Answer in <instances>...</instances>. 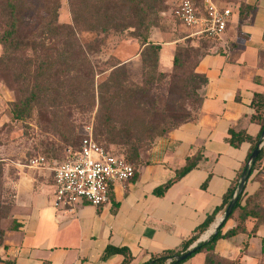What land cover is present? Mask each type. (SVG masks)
I'll return each instance as SVG.
<instances>
[{
  "label": "crops",
  "instance_id": "crops-1",
  "mask_svg": "<svg viewBox=\"0 0 264 264\" xmlns=\"http://www.w3.org/2000/svg\"><path fill=\"white\" fill-rule=\"evenodd\" d=\"M214 1L229 7L231 16L224 34L208 39L209 50L195 64L194 71L206 78L197 118L171 128L140 152L134 178L112 184L109 201L99 206L56 204L55 166L39 160L19 164L13 178L9 176L10 211L0 225L3 260L13 264H142L165 250L178 249L221 205L251 148L247 141L230 145L228 129L245 131L253 138L260 132V121L251 116L254 95L264 96V0ZM241 4L250 7L242 18ZM197 154L202 157L198 165L176 178L187 158ZM258 172L256 168L248 177L242 203L254 198L264 209V172L261 180ZM171 180L161 196L154 194L156 187ZM255 220L250 217L244 231L219 239L214 253L235 264H264V221L255 225ZM236 224L234 218L226 220L222 232ZM108 246L125 248L127 257L122 253L104 257ZM205 256L202 251L180 264H204Z\"/></svg>",
  "mask_w": 264,
  "mask_h": 264
},
{
  "label": "rangeland",
  "instance_id": "rangeland-1",
  "mask_svg": "<svg viewBox=\"0 0 264 264\" xmlns=\"http://www.w3.org/2000/svg\"><path fill=\"white\" fill-rule=\"evenodd\" d=\"M175 1H166L167 7L150 29L149 41L160 47L157 72L164 75L156 73L149 83H145L148 79L142 64L143 40L137 34V25L130 12V17L123 22L124 28H115L105 34L75 29L76 40L63 34V27L73 24L67 0H59L57 17L50 24L51 31L46 28V14L42 10L21 13L19 36L25 43L26 56L33 63L29 66L30 71H33L35 63L48 60L52 62L51 73L55 78L50 81V96L35 103L28 117L15 120L12 104L23 96L25 86L18 83L10 71L0 72V225L10 211L12 190L9 176L13 178L19 164L39 160L56 166L79 148L87 128L91 129L94 139L105 151L126 157L125 147L106 143L100 133L105 122L104 84L113 71H125V88H145L149 96L162 106L180 101L185 79L194 72L199 56L209 50L210 43L205 37L190 36V29L175 22L170 10ZM168 48H171L169 58L165 55ZM178 49L181 50L182 68L173 78L170 76L173 73V56ZM2 52L0 45V55ZM194 101L193 97L181 100L186 111L184 120L195 115ZM139 161L129 162L135 166ZM0 264H4L1 253Z\"/></svg>",
  "mask_w": 264,
  "mask_h": 264
},
{
  "label": "trees",
  "instance_id": "trees-1",
  "mask_svg": "<svg viewBox=\"0 0 264 264\" xmlns=\"http://www.w3.org/2000/svg\"><path fill=\"white\" fill-rule=\"evenodd\" d=\"M0 3V45L3 52L0 55V72H11L18 83L25 87L22 89L23 96L12 104V115L15 120H23L30 114L33 105L39 102L43 97L50 96V81L55 75L51 73L50 61L41 60L35 63L33 71H30L29 66L32 61L26 56L25 43L19 36L20 15L23 11L38 12L42 10L46 15V28L51 31V22L57 17L59 8V0H2ZM167 0H67L72 16V25L63 27V34L68 39L76 40L75 29L98 31L103 34L110 32L115 28H124L123 22L130 17L135 20L137 34L143 40V49L141 51L142 64L146 79L153 80L157 73L163 76L164 73L157 72V62L159 45L149 41L150 29L154 27L159 18L160 13L167 7ZM198 5H201L203 0H193ZM175 2L171 4V12ZM250 7L243 4L239 5V16L242 18L245 14V9ZM172 15V13H171ZM173 17V16H172ZM174 19V18H173ZM124 20V21H123ZM175 20V19H174ZM176 22V20H175ZM177 23V22H176ZM63 36V37H64ZM180 49L173 56V73L170 75L175 78L181 71V60L179 57ZM118 73V74H116ZM125 71L115 70L108 77V82L105 85L106 105L104 107L105 122L100 133L104 136L106 143L119 144L126 148L127 161H138L140 159V151L144 147H149L154 140L162 136L171 128H175L187 121H194L197 118L198 110L201 106V94L199 90L206 83V78L202 74L195 71L185 79L182 86L179 102H170L161 105L151 98L145 88L136 87L134 89L125 88L123 86ZM160 78V77H158ZM172 78V79H173ZM199 83V85H198ZM22 88V87H21ZM21 90V89H20ZM195 99V115L192 119L184 120L186 111L182 106V99ZM55 99V97H53ZM252 106L255 113L251 116L252 120L260 121V132L253 138L245 131H235L228 129L227 141L230 145L237 147L242 142H250L251 148L247 156L259 146L260 136L264 130V96L255 94L252 101ZM116 118H119L118 120ZM116 122V125L113 124ZM264 158V146H262L257 155L251 173L258 168V178H262L264 172V163L261 160ZM202 157L197 154L187 158L186 165L181 168L176 178L186 174L191 169L195 168ZM247 161V160H246ZM262 164V165H261ZM245 168L238 173L232 185L223 195L222 203L211 214L207 215L204 221L196 227L193 235L183 241L178 249H169L163 251L159 255L151 257L148 261L142 264H180L196 253L204 251L206 253L204 264H235V261H226L214 253L215 243L222 238H227L235 235L238 232L245 230V221L247 219L256 218L255 225L259 221H264L263 211L259 202L254 198H247L242 203L243 193L239 196L232 212L228 219L234 218L237 222L236 226L225 233L222 228L224 221L216 233L211 234L208 240L199 242L195 246L193 253L185 260L177 262L175 256L186 251V249L195 242L199 236L204 233L209 225L214 221L215 216L219 212H223L229 200L231 199L234 190L237 186L238 179ZM136 173V172H135ZM134 173V176H135ZM134 178V177H133ZM175 178V179H176ZM171 180L154 189V194L161 196L172 184ZM264 188V180L261 181ZM236 213V214H235ZM3 230L0 227V247L3 241ZM113 253H122L127 257L125 248L108 246L105 249L104 257ZM262 254L264 255V239H262ZM124 261L122 264H125ZM4 264H13L11 261L4 260Z\"/></svg>",
  "mask_w": 264,
  "mask_h": 264
},
{
  "label": "built area",
  "instance_id": "built-area-1",
  "mask_svg": "<svg viewBox=\"0 0 264 264\" xmlns=\"http://www.w3.org/2000/svg\"><path fill=\"white\" fill-rule=\"evenodd\" d=\"M177 24L192 31L193 36L220 38L231 16V9L214 0H177L172 9ZM135 167L124 156L105 151L87 128L79 148L53 168L56 204L73 207L79 203L99 206L109 201L114 183L129 181Z\"/></svg>",
  "mask_w": 264,
  "mask_h": 264
},
{
  "label": "water",
  "instance_id": "water-1",
  "mask_svg": "<svg viewBox=\"0 0 264 264\" xmlns=\"http://www.w3.org/2000/svg\"><path fill=\"white\" fill-rule=\"evenodd\" d=\"M264 131L262 132V135L260 137V144L257 148H255L249 155L246 163H245V168L243 169L239 179H238V183H237V186L234 190V193L231 197V199L229 200L226 208L224 209L223 212L220 213V215L216 218L217 220L212 224L210 225L211 226V229H208L206 232L208 233H205L203 235H201L195 242H193L187 249L186 251L176 255L174 258L177 262L179 261H182V260H185L187 257H189L193 251H194V248L195 246H197V244L199 242H203V241H206L208 240L209 236L211 234H214L216 233L217 229L219 228V226L224 222L226 221V219L228 218L229 214L232 212L239 196L243 193L244 191V187H245V184L247 182V179L248 177L250 176L251 174V171H252V168H253V165L256 161V158H257V155L259 153V150L260 148L262 147L263 143H264ZM165 264H169V261Z\"/></svg>",
  "mask_w": 264,
  "mask_h": 264
}]
</instances>
